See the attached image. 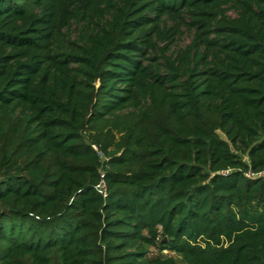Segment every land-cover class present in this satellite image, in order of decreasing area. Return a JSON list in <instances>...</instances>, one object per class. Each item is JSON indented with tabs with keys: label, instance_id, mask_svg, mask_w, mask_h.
<instances>
[{
	"label": "trees",
	"instance_id": "obj_1",
	"mask_svg": "<svg viewBox=\"0 0 264 264\" xmlns=\"http://www.w3.org/2000/svg\"><path fill=\"white\" fill-rule=\"evenodd\" d=\"M248 171L264 0H0V264H264Z\"/></svg>",
	"mask_w": 264,
	"mask_h": 264
},
{
	"label": "rangeland",
	"instance_id": "obj_2",
	"mask_svg": "<svg viewBox=\"0 0 264 264\" xmlns=\"http://www.w3.org/2000/svg\"><path fill=\"white\" fill-rule=\"evenodd\" d=\"M230 14L233 15L232 12H229ZM167 27H171L173 24H174V21L171 20L170 18H168V21H167ZM179 29H181L178 34L175 36L174 38V42L173 44L170 46V49L171 50H175L177 47H180V46H183L185 44H187L190 39H191V32H189L185 27L183 26H179ZM150 252L155 255L157 254L156 250H154L153 248H150ZM163 254L164 255H168V256H173L175 257L176 259H178L177 255L174 253V252H171V251H163Z\"/></svg>",
	"mask_w": 264,
	"mask_h": 264
},
{
	"label": "built area",
	"instance_id": "obj_3",
	"mask_svg": "<svg viewBox=\"0 0 264 264\" xmlns=\"http://www.w3.org/2000/svg\"><path fill=\"white\" fill-rule=\"evenodd\" d=\"M246 175L248 176H264V171L258 172V173H252L251 171H248L246 173ZM98 190L99 192H101L103 195H105L104 193V183L103 181H100V183L98 184Z\"/></svg>",
	"mask_w": 264,
	"mask_h": 264
}]
</instances>
